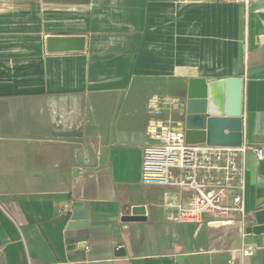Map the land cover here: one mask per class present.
I'll return each instance as SVG.
<instances>
[{"label": "crops", "instance_id": "1", "mask_svg": "<svg viewBox=\"0 0 264 264\" xmlns=\"http://www.w3.org/2000/svg\"><path fill=\"white\" fill-rule=\"evenodd\" d=\"M0 2V264H264L253 222L167 221L189 194L141 182L150 123L175 124L188 87L240 78L243 145L264 152V0ZM78 8V9H79ZM66 17H60L63 10ZM44 11L49 17H44ZM49 35L86 37L47 54ZM174 120V121H172ZM245 211L264 209V159L243 162ZM79 204L86 229H69ZM134 207L145 221L123 222Z\"/></svg>", "mask_w": 264, "mask_h": 264}, {"label": "built area", "instance_id": "2", "mask_svg": "<svg viewBox=\"0 0 264 264\" xmlns=\"http://www.w3.org/2000/svg\"><path fill=\"white\" fill-rule=\"evenodd\" d=\"M147 140L142 154V184L176 188L190 195L186 207L167 212V221L200 223L208 218L207 223L212 225L254 222L253 215L245 211L243 162L248 154L262 161L261 148L243 144L239 148L188 145L179 123H150ZM257 250L255 246H242L227 264H241Z\"/></svg>", "mask_w": 264, "mask_h": 264}, {"label": "water", "instance_id": "3", "mask_svg": "<svg viewBox=\"0 0 264 264\" xmlns=\"http://www.w3.org/2000/svg\"><path fill=\"white\" fill-rule=\"evenodd\" d=\"M260 41L263 43L264 38ZM44 48L50 55L83 53L86 49V37L49 35L44 39ZM176 73L190 78L179 106V121H175L184 128L185 143L212 147H241L242 79L227 78L207 82L197 77L195 69L180 68ZM144 214L143 207H134L131 214L124 216L122 221H145ZM86 217V211H83L79 204L74 205L70 214L69 229H86L87 223H78L79 220H86ZM253 217L255 224L246 228V234H264V209L254 212Z\"/></svg>", "mask_w": 264, "mask_h": 264}, {"label": "rangeland", "instance_id": "4", "mask_svg": "<svg viewBox=\"0 0 264 264\" xmlns=\"http://www.w3.org/2000/svg\"><path fill=\"white\" fill-rule=\"evenodd\" d=\"M44 4H48L51 1L59 3L60 7H64L67 4H74L75 5V25L78 26L81 24V8L83 3L86 2L87 0H42ZM230 2H233L234 4H241V5H246L249 4L252 0H227ZM0 2H7V3H21L26 5V13L30 15H34V8H35V2L36 0H0ZM79 8V9H78ZM63 10V9H61ZM49 17V12L44 11V17ZM66 11L63 10V14H60V17H66Z\"/></svg>", "mask_w": 264, "mask_h": 264}]
</instances>
